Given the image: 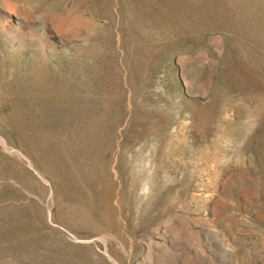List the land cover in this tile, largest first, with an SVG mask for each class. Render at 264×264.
Here are the masks:
<instances>
[{"label": "rangeland", "instance_id": "obj_1", "mask_svg": "<svg viewBox=\"0 0 264 264\" xmlns=\"http://www.w3.org/2000/svg\"><path fill=\"white\" fill-rule=\"evenodd\" d=\"M10 1L0 264H264V0Z\"/></svg>", "mask_w": 264, "mask_h": 264}, {"label": "bare ground", "instance_id": "obj_2", "mask_svg": "<svg viewBox=\"0 0 264 264\" xmlns=\"http://www.w3.org/2000/svg\"><path fill=\"white\" fill-rule=\"evenodd\" d=\"M242 1H244V0H242ZM0 9L1 10H3V12H5L6 14H10L11 16H13L14 17V19H13V22H14V26H15V28H19L21 25H22V23L25 21L24 20V18H23V16H22V12H20L19 10H18V8L16 7V5L14 4V2L12 3L10 0H0ZM24 13V12H23ZM27 19V18H26ZM28 21V20H27ZM33 22V21H32ZM32 24H34V23H32ZM9 26V25H8ZM51 26V25H50ZM54 27V26H53ZM30 28V27H29ZM62 28V27H61ZM30 30V29H29ZM28 30V32H29V34L31 35V37L33 36H35V34L32 32V30H30L29 31ZM53 30V36L55 37V38H59V40L61 39V32L59 31V29H57V28H53L52 29ZM40 36V35H39ZM30 38V37H29ZM42 40V39H41ZM30 41H31V39H30ZM43 41V40H42ZM38 42V41H37ZM26 44V43H25ZM33 44V43H32ZM55 46V45H54ZM22 48V47H21ZM7 49V48H6ZM34 54L36 55L35 56V58H36V60H34L36 63L33 65V66H31L30 68H29V71H28V74H27V76H26V79L29 81V83L30 82H32V83H36V82H40V83H42L43 81H45L46 80V72L48 71V69H47V67L44 65L43 66V64H45V63H43L42 61H41V58L44 56V51L42 50V47L40 46V47H34ZM96 50V49H95ZM7 51V50H6ZM52 52H55L54 50H51ZM84 51H85V48L83 49H80L79 50V52H83L84 53ZM86 53V52H85ZM47 54V53H46ZM50 54V53H49ZM54 54V53H53ZM81 59V58H80ZM42 63H41V62ZM30 63V62H29ZM7 66V65H6ZM18 67V66H17ZM59 67V66H58ZM14 68V67H13ZM60 68V67H59ZM77 68V67H76ZM8 69V68H7ZM45 69H47V70H45ZM73 69V68H72ZM79 69H80V67H79ZM83 69V68H82ZM56 70V69H55ZM81 70V69H80ZM74 71H76L75 69H74ZM81 72V71H80ZM94 72V71H93ZM71 73H73V72H71ZM96 73H97V71H96ZM68 75V74H67ZM73 75V74H72ZM75 75H76V73H75ZM79 75V74H78ZM81 75V74H80ZM65 76V75H64ZM63 76V77H64ZM82 76H84V75H82ZM86 76V75H85ZM64 80V79H63ZM57 81V80H56ZM82 81V80H81ZM95 82V81H94ZM184 83V82H183ZM38 84V83H37ZM50 84V83H49ZM35 85V84H34ZM39 86V85H38ZM47 86V85H46ZM107 86V85H106ZM13 88V87H12ZM50 88V87H49ZM102 88V87H101ZM83 89V88H82ZM103 90V89H102ZM19 91V90H18ZM25 92V91H24ZM103 92V91H102ZM64 95V94H63ZM75 95V94H74ZM29 97V96H28ZM56 100V99H55ZM69 130V129H68ZM71 134V133H70ZM47 151V150H46ZM111 193V192H110ZM117 195V194H116ZM108 198V197H107ZM116 198V197H115ZM109 200V199H108ZM111 200V199H110ZM110 200H109V202H110ZM110 203H112V202H110ZM116 203V202H115ZM108 204V203H107ZM118 204V203H117ZM116 204V205H117ZM112 205V204H111ZM109 206H110V204H109ZM109 207H107V208H105V209H108ZM111 208V207H110ZM86 212V211H85ZM109 212V211H108ZM104 213V212H103ZM86 214H88V213H86ZM98 214V213H97ZM100 214V213H99ZM107 215V214H106ZM100 216V215H99ZM101 217H102V214H101ZM108 218V217H107ZM102 220V219H101ZM106 222V221H105ZM104 223V222H103ZM108 223V222H107ZM105 224V223H104ZM110 225V224H109ZM97 228V227H96ZM100 229V228H99ZM108 229H109V227H108ZM119 229V228H118ZM122 229V228H121ZM120 230V229H119ZM106 231V230H105ZM102 232V231H101ZM166 236H165V227L164 226H162V225H159V226H157L156 228H155V230H153V238H154V240H153V243H154V245L155 246H160L161 245V243L162 242H160V240L162 241L164 238H165ZM145 241V240H144ZM124 248V247H123ZM162 249H167V248H165V247H163ZM176 253V252H175ZM172 255V254H171ZM194 255V254H193ZM175 256V255H174ZM200 256V255H199ZM162 257V256H161ZM157 259V258H156ZM162 259V258H161ZM196 260V259H195ZM156 261V260H155ZM158 261V260H157ZM198 262V261H197ZM151 263V262H150ZM156 264V263H155Z\"/></svg>", "mask_w": 264, "mask_h": 264}]
</instances>
